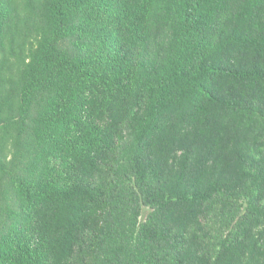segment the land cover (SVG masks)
<instances>
[{
  "label": "trees",
  "instance_id": "1",
  "mask_svg": "<svg viewBox=\"0 0 264 264\" xmlns=\"http://www.w3.org/2000/svg\"><path fill=\"white\" fill-rule=\"evenodd\" d=\"M43 1L0 86V264H264V0H0V79Z\"/></svg>",
  "mask_w": 264,
  "mask_h": 264
},
{
  "label": "rangeland",
  "instance_id": "2",
  "mask_svg": "<svg viewBox=\"0 0 264 264\" xmlns=\"http://www.w3.org/2000/svg\"><path fill=\"white\" fill-rule=\"evenodd\" d=\"M39 9L33 14L22 15L20 19L21 36L16 39V49L13 53L6 52L2 54L4 61V77L0 79V86L6 87L8 79L12 73L23 70L31 56L38 50L45 47L46 43L53 38L52 31L46 26L43 21L42 10L44 1L39 4ZM68 39H62V42L68 44ZM3 89V88H2Z\"/></svg>",
  "mask_w": 264,
  "mask_h": 264
}]
</instances>
